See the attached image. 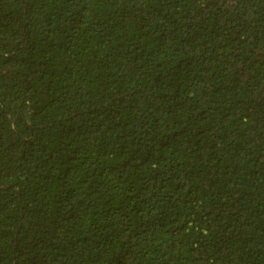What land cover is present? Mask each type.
Wrapping results in <instances>:
<instances>
[{
	"label": "trees",
	"instance_id": "16d2710c",
	"mask_svg": "<svg viewBox=\"0 0 264 264\" xmlns=\"http://www.w3.org/2000/svg\"><path fill=\"white\" fill-rule=\"evenodd\" d=\"M0 264H264V0H0Z\"/></svg>",
	"mask_w": 264,
	"mask_h": 264
}]
</instances>
